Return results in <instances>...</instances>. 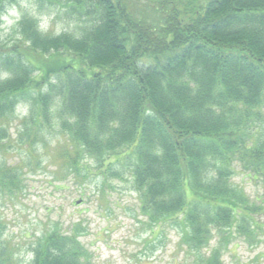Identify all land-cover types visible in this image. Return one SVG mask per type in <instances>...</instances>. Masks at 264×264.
Listing matches in <instances>:
<instances>
[{
	"label": "trees",
	"instance_id": "trees-1",
	"mask_svg": "<svg viewBox=\"0 0 264 264\" xmlns=\"http://www.w3.org/2000/svg\"><path fill=\"white\" fill-rule=\"evenodd\" d=\"M44 1L72 26L54 34L21 12L9 43L15 0H0V152L21 115L28 149L64 140L60 188L129 183L140 213L172 227L194 264H224L232 228L251 239L263 204L231 178L238 168L264 180V0ZM1 159L0 190L17 195L20 166ZM82 232L45 231L27 264H92Z\"/></svg>",
	"mask_w": 264,
	"mask_h": 264
},
{
	"label": "rangeland",
	"instance_id": "rangeland-1",
	"mask_svg": "<svg viewBox=\"0 0 264 264\" xmlns=\"http://www.w3.org/2000/svg\"><path fill=\"white\" fill-rule=\"evenodd\" d=\"M46 2L15 0L3 16L2 39L15 41V24L21 12L35 16L44 31L56 34L69 29L72 23L66 19L62 6L48 7ZM20 116L16 115L9 124L10 137L0 152L4 165L18 164L21 173V191L17 195L0 190L2 264H27L38 237L55 226L67 229L73 222L81 223L80 243L87 249L92 264H194V258L178 246L179 236L172 227L164 224L158 229L140 213L137 195L129 183L110 179L100 193L97 177L82 188L73 182L60 188L57 181H51L54 176L65 174L56 149L64 140L54 133L45 148L38 145L28 149L16 141ZM231 183L241 188L252 204H263L253 215L258 226L252 238L238 235L233 227L236 235L222 252L221 260L224 264H264V180L252 179L236 168ZM218 237L214 233L210 246L216 244Z\"/></svg>",
	"mask_w": 264,
	"mask_h": 264
}]
</instances>
